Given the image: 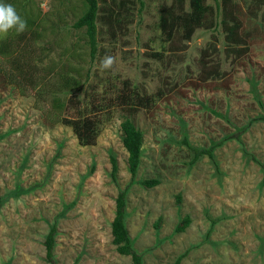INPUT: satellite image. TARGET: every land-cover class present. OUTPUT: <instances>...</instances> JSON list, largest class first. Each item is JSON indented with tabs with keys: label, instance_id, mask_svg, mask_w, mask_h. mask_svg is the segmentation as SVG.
<instances>
[{
	"label": "rangeland",
	"instance_id": "1",
	"mask_svg": "<svg viewBox=\"0 0 264 264\" xmlns=\"http://www.w3.org/2000/svg\"><path fill=\"white\" fill-rule=\"evenodd\" d=\"M0 3L38 19L0 34V264H48L53 224L56 264H132L111 235L130 179L125 119L142 133L136 181L158 182L126 194L142 264H264V1L204 0L203 24L185 39L176 26L162 30L160 14L186 13L187 1L98 0L93 59L85 28L73 27L83 0ZM132 92L143 103L134 111L118 97ZM77 114H95L94 144L61 122ZM220 142L216 166L195 156Z\"/></svg>",
	"mask_w": 264,
	"mask_h": 264
},
{
	"label": "trees",
	"instance_id": "2",
	"mask_svg": "<svg viewBox=\"0 0 264 264\" xmlns=\"http://www.w3.org/2000/svg\"><path fill=\"white\" fill-rule=\"evenodd\" d=\"M85 4V10L81 17H79L73 24L74 28H85L86 35L88 37V44L90 47V57L93 59L95 49H96V16L98 10V0H83ZM140 5L143 0H137ZM187 1L189 11L182 12L180 14H174L171 9H164L160 14V26L161 29L164 30L168 28L170 31L174 26H176V30H181L182 36L185 39H189L191 35L194 33L196 28H199L203 24L204 16L208 11V7L204 6V0H176L179 7H182L183 2ZM215 5L217 6L218 0H213ZM223 3L226 0H221ZM264 1V0H260ZM218 11V10H217ZM216 11V12H217ZM224 12V11H223ZM217 14V13H216ZM233 24L232 26H227V31L231 39L236 42L239 37V29L240 25H238L236 17L231 16ZM24 19L27 25H33L38 22L37 18H31L24 15ZM223 21V20H222ZM225 21H223V24ZM67 84V82H65ZM79 86L77 81L73 82L71 89L76 88L79 90ZM133 93V92H132ZM134 97L130 96V94H122L119 95V103L122 104L126 110L134 111L136 107L141 106L142 98L138 96V94L133 93ZM134 103H131V101ZM54 106L62 107V103H60L56 98L53 100ZM74 102L71 99L68 102ZM72 120H61L65 124H68L72 127L73 132L78 140V143L81 145H89L94 144L96 135L98 132V124L97 119L95 118V114L91 117V115H81ZM261 120L264 121V115L261 117ZM245 128L240 129L235 135L234 139L240 140V133L244 131ZM120 130L122 132L121 143L124 150L127 153V167L130 174V179L127 186L120 190L115 199V213L114 218L111 222V235H112V243L116 247V251L120 255H125L130 257L132 264H142V255L135 251L133 248L132 242L127 234V230L125 227V217H126V194L128 188L137 183L144 187H154L158 184L156 180H145V181H136V174L140 165L141 159V147H142V133L133 125V123L125 119L120 124ZM185 143V142H184ZM222 142L217 143L216 145H212L206 150H194L195 156L200 157L201 155H207L208 158L212 161L214 166L216 163L213 161V151L215 148L220 146ZM194 156V157H195ZM111 176L114 178L116 174V162L113 157H111ZM188 224V219L185 218L181 223L176 227V231H182L185 226ZM55 237H56V225L53 224L50 226L45 239H44V250H45V259L48 264H56L54 259V248H55ZM181 259V256L178 257L177 261L174 264H178V260Z\"/></svg>",
	"mask_w": 264,
	"mask_h": 264
},
{
	"label": "clouds",
	"instance_id": "3",
	"mask_svg": "<svg viewBox=\"0 0 264 264\" xmlns=\"http://www.w3.org/2000/svg\"><path fill=\"white\" fill-rule=\"evenodd\" d=\"M27 24L23 20L15 8L11 4L0 3V34L7 35L9 30L15 29L16 32L23 33L26 30ZM114 63V58L107 56L102 61V67L110 68Z\"/></svg>",
	"mask_w": 264,
	"mask_h": 264
}]
</instances>
